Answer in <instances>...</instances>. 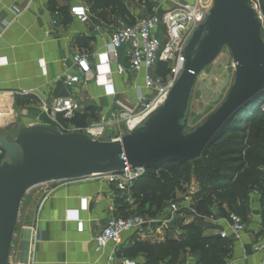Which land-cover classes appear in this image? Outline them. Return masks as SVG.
<instances>
[{
  "label": "crops",
  "instance_id": "1",
  "mask_svg": "<svg viewBox=\"0 0 264 264\" xmlns=\"http://www.w3.org/2000/svg\"><path fill=\"white\" fill-rule=\"evenodd\" d=\"M120 1L135 21L140 20L137 15L140 11L135 5L138 2ZM153 1L166 10L162 0ZM30 2L0 0V97H3L0 102L15 99L18 95L34 96L37 102L26 107L36 109L41 113L43 124L54 128L55 124L41 110L43 102L54 98L71 97L77 104V115L86 117L88 125L98 123L101 115L129 108V102L135 100V89H144V73L136 75L128 71L119 75L115 66H112L114 94L96 80L95 74L97 69L103 67V55L109 48L113 29L122 22V17L113 14L111 18L106 13L107 19L104 20L90 11V20L82 23L71 14V8L84 5L90 10V3L65 0L62 4L68 5L71 14V21L65 26L63 16L50 10L48 0ZM28 5L29 8L25 10ZM16 9L22 10V13L17 15ZM80 37L89 40L85 42L86 47L76 45ZM128 51L129 48L125 47L120 54V63L127 69ZM76 53L86 56L93 72L80 85L67 90L61 79L76 74L77 69L72 60ZM71 121L64 124L74 128ZM50 190L54 192L46 200L41 199L38 203L30 201L31 205L24 212L21 204L17 223L20 228L15 236L18 254L16 264H108V257L113 251L116 252V264H122L123 258L132 259L137 264L147 263L143 254H133L134 244L141 238L132 232L124 234L122 246L115 248L110 245L102 252L96 251L95 237L107 221L118 214L119 209L126 208L130 212L136 208L132 197L124 196L113 185L100 179L71 182ZM261 199L259 192L250 194L246 231L239 240L229 238L233 246L231 258L226 264H264ZM220 205L212 207V218L204 219L208 225L205 237L220 236L222 231L229 232L228 215L221 213ZM184 206L189 214L182 216V226L179 219L175 224H164L166 219L159 220L153 227L155 233L149 240L151 244L186 238L187 230L183 227L193 222L196 214L192 212L195 206L193 199ZM221 207L230 213L228 202H224ZM76 218L84 222L82 233L77 231ZM33 230L36 232L35 240H32ZM153 264H201V257L199 254L187 253L182 254L176 262L166 259Z\"/></svg>",
  "mask_w": 264,
  "mask_h": 264
},
{
  "label": "water",
  "instance_id": "2",
  "mask_svg": "<svg viewBox=\"0 0 264 264\" xmlns=\"http://www.w3.org/2000/svg\"><path fill=\"white\" fill-rule=\"evenodd\" d=\"M263 23L249 0H213L186 45L182 74L162 106L118 140L99 141L50 126L20 129L9 141L0 133V264L10 253L21 204L32 189L55 182L121 174L126 167L153 170L202 160L235 117L264 95ZM228 47L235 75L224 102L187 130L197 80Z\"/></svg>",
  "mask_w": 264,
  "mask_h": 264
},
{
  "label": "built area",
  "instance_id": "3",
  "mask_svg": "<svg viewBox=\"0 0 264 264\" xmlns=\"http://www.w3.org/2000/svg\"><path fill=\"white\" fill-rule=\"evenodd\" d=\"M40 1L31 0V2ZM173 4L164 13L154 11L146 19L137 20L131 25L119 22L116 28L113 29L109 48L103 55V67L96 70V80L102 82L109 92L114 94L111 67L115 66L119 75H124L128 71L136 75L144 73V89H135V100L129 102V108L101 115L97 125L86 128L82 133H86L94 140L104 141L102 136L106 129L118 127V129L123 130L120 137L114 139L118 140L137 128L150 114L164 104L184 70L186 62L184 51L188 40L211 10L213 0L173 1ZM29 5L25 10L29 8ZM16 12L17 15H20L22 10L16 9ZM71 14L82 23L90 20V10L84 5L72 7ZM259 14H261L260 11ZM7 26L8 24H6ZM161 26L165 27L162 35ZM97 30L99 31L100 28H97ZM125 47L129 48L127 52L128 69L120 63L121 50ZM72 60L77 69L76 74L65 76L61 79L67 90L80 85L93 72L85 55L76 53L73 55ZM159 63H165L168 66L169 73L165 77L156 74ZM41 110L60 132L72 133L81 131L70 128L62 122V120H73L78 113L77 104L71 97L54 98L51 101H45L42 103ZM4 156L5 154L0 150V158H4ZM145 173L146 170L143 168L130 169L126 167L121 174L95 175L84 181L105 179L118 192L124 196L131 197L132 186ZM69 183L71 182L64 181L51 184L65 186ZM53 192L54 190H50L44 200ZM184 209H187L184 205L172 204L170 217L164 220L163 223L175 224ZM192 212L195 214L194 210ZM75 222L77 223V231L82 233L84 222L79 218H76ZM228 222L229 232H220V237L239 240L246 231L243 218L238 214L231 213L228 216ZM157 224V221L149 220L143 216L131 215L123 217L115 214L95 237L96 251L102 252L110 245L115 248L122 246L124 234L131 232L138 235L141 240L149 241L155 233L153 227ZM32 236V240H35L36 232L34 230L32 231ZM108 264H116L115 251L109 255ZM122 264H137V262L129 258H123Z\"/></svg>",
  "mask_w": 264,
  "mask_h": 264
},
{
  "label": "trees",
  "instance_id": "4",
  "mask_svg": "<svg viewBox=\"0 0 264 264\" xmlns=\"http://www.w3.org/2000/svg\"><path fill=\"white\" fill-rule=\"evenodd\" d=\"M65 0H48L51 11L63 16V23L67 26L71 21L68 5ZM90 3V11L101 19H107L109 13L126 18L129 23L135 20L120 0H81ZM144 6L150 15L154 12L155 4L151 0H134ZM258 7L264 19V0H258ZM106 13L107 16H106ZM87 38H78L76 45L86 47ZM169 73L167 64L159 63L156 74L165 77ZM16 104L23 106L36 103L34 96L18 95ZM264 95L254 104L241 111L234 119L221 139L213 145L211 151L200 161L180 165L172 164L162 168L147 170L131 188V197L139 207L149 206L153 209L160 201V193L170 189L179 190L187 184L191 167L202 182V190L193 198L196 218L183 227L187 230L186 238L181 241L167 240L163 244H151L150 241H137L133 247V254L141 253L146 258V264L170 259L176 262L182 254H199L201 264H226L231 258L233 243L220 236L205 237L208 229L205 218H212V199L216 196L223 201L220 203L221 213L229 216L238 214L245 222L250 212V194L261 193L264 217ZM75 119V120H74ZM70 123L87 128L86 117L76 115ZM67 124L69 121H63ZM3 158H0V164ZM165 173V175L158 173ZM228 202L229 207L235 206L236 212H226L221 206ZM118 215L131 216L125 209H119Z\"/></svg>",
  "mask_w": 264,
  "mask_h": 264
},
{
  "label": "rangeland",
  "instance_id": "5",
  "mask_svg": "<svg viewBox=\"0 0 264 264\" xmlns=\"http://www.w3.org/2000/svg\"><path fill=\"white\" fill-rule=\"evenodd\" d=\"M151 1L154 2L153 0ZM173 1L174 0H162V4L166 6L165 7L166 10H164L161 7V5H159L157 2L156 3L154 2L155 4L154 11H157L158 13H164L174 5ZM249 1L251 6L258 12V15L264 27V19L261 16V14H259L258 1L257 0H249ZM180 2H184V1H180ZM135 5L137 9L140 11V13L137 14L138 19H146L150 16V13H148L147 9L143 8L142 5H139L137 3H135ZM112 15L113 14L109 13V17L111 16L112 18ZM120 21L124 23H129V21L126 18H121ZM160 31L162 35L165 31V27L161 26ZM263 39H264V29H263ZM234 75H235V68H234L233 58L228 47H225L218 55V57L214 60V62H212L201 73V75L197 80L193 99L191 102V110H190L187 130H190L198 126L204 119H206L214 110H216L224 102L225 97L232 85ZM0 99H3V97H0ZM1 103H3V101L0 102V104ZM11 111H12V120H10L7 124H4L2 118L0 117V133L4 135L9 141H14L20 129L23 127L45 126L43 124V120L40 119V114H41L40 112H38L36 109L33 108L30 109L23 105L16 104L15 99L13 98H11ZM98 123L90 124L87 126V128H91L92 126H95ZM72 127H74V129L76 130H81L80 132L86 129L78 126L77 124H73ZM122 133H123L122 129H118V127H111L106 129V131L102 136V139L104 141H112L120 137ZM158 174H162V173L160 172ZM162 175H165V173H163ZM101 180L106 181L105 179H101ZM55 186L56 184L42 185L28 192L22 201L23 203L22 206H24L22 212L26 210L28 205L29 206L31 205L30 201H34V203H38L39 200L44 199V197L50 191V189ZM201 188H202V182L196 173V169L194 167H191L190 178L187 184L185 185L183 184L179 190H175L174 192H170L171 188L167 190H163L159 196L160 197L159 203L153 209L150 210L149 206L139 207L137 205L134 210L129 212V215L143 216L148 218L149 220H155L157 222L161 219H168L170 217V207L172 204H179V205L188 204L202 190ZM222 201H223L222 199L215 196L212 199L213 206L221 203ZM133 204H135L134 201ZM230 212H236L235 206L230 208ZM188 214L189 212L187 209L182 210V212L178 217L180 226H182V223H184L183 220L184 215H188ZM19 228L20 226H18L17 224L14 240L12 244V249L10 253V264H16L18 261L17 239L15 236Z\"/></svg>",
  "mask_w": 264,
  "mask_h": 264
},
{
  "label": "bare ground",
  "instance_id": "6",
  "mask_svg": "<svg viewBox=\"0 0 264 264\" xmlns=\"http://www.w3.org/2000/svg\"><path fill=\"white\" fill-rule=\"evenodd\" d=\"M0 117L4 124L12 120L11 100H4L3 103L0 104Z\"/></svg>",
  "mask_w": 264,
  "mask_h": 264
}]
</instances>
